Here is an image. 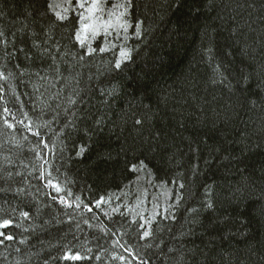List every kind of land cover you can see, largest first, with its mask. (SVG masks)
Returning a JSON list of instances; mask_svg holds the SVG:
<instances>
[{
    "label": "trees",
    "instance_id": "obj_1",
    "mask_svg": "<svg viewBox=\"0 0 264 264\" xmlns=\"http://www.w3.org/2000/svg\"><path fill=\"white\" fill-rule=\"evenodd\" d=\"M128 2L0 0V264H264V0Z\"/></svg>",
    "mask_w": 264,
    "mask_h": 264
},
{
    "label": "snow or ice",
    "instance_id": "obj_2",
    "mask_svg": "<svg viewBox=\"0 0 264 264\" xmlns=\"http://www.w3.org/2000/svg\"><path fill=\"white\" fill-rule=\"evenodd\" d=\"M131 4H130V0L128 2V4L126 5H120L119 7H122L124 9L123 12H120L119 15L116 17L117 19V22H119V26L120 28L123 29L124 32H127L128 28L131 26L130 23L127 21V20H123L121 22V18L122 17H125L127 15V10H128V7H130ZM49 7H52V5H49ZM69 8L71 9H76V8H79V9H85L90 15L95 13L96 11L98 10H101L100 8V0H92L91 4L90 5H87L86 4V0H77L76 4L75 5H72L71 4V0H69ZM69 8H66L63 10V13L61 12H57L56 13V16L59 20L61 21H64V20H67L69 19V16H68V12H69ZM80 19L81 21H83L85 19L83 13H80ZM109 27H112L111 24L108 25ZM88 27V25H82V28L81 29H78L77 32H76V35H75V39L81 44V46L84 45V38L82 37L81 35V31H83L84 29H86ZM135 28H136V36H139L140 35V29H141V24L140 22H137L135 24ZM97 29L96 28H93V36L97 33ZM105 32L107 34V28L105 29ZM3 33H0V36H2ZM36 47H39V45H35ZM20 52H24V49L23 48H20L19 49ZM46 51V50H45ZM93 51H95V49H92L91 47H89L88 49V54H91ZM100 52H104L106 51V48L104 47H101L99 49ZM9 55H12L14 56L15 53H10ZM25 55V58L26 59H31V56L28 54V53H24ZM128 52L121 49L120 50V57L121 58H127L128 57ZM120 63L121 61L118 59L116 61V67L119 68L120 67ZM2 75V74H0ZM74 102V101H73ZM137 124L141 123V121L137 120L136 121ZM9 127H11V125H8ZM79 155V153H78ZM49 183L51 184V181H49ZM53 187L56 188V191H60L59 187L56 186V185H53ZM209 207H211V205H209ZM28 213L27 212H21V216L24 217V218H27L28 217ZM13 226V220L11 219H4L2 221H0V228H7V227H11ZM145 236L148 235L147 232L144 233ZM0 236L3 237L4 240H12L14 237L11 236V235H8L4 232H0ZM3 241H0V243H2ZM64 259H73V260H78V259H81L80 255L79 254H75V255H71V254H68L66 253L65 256H64Z\"/></svg>",
    "mask_w": 264,
    "mask_h": 264
}]
</instances>
